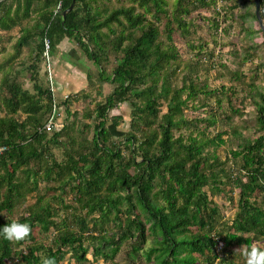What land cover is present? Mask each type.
I'll return each instance as SVG.
<instances>
[{
	"label": "trees",
	"instance_id": "1",
	"mask_svg": "<svg viewBox=\"0 0 264 264\" xmlns=\"http://www.w3.org/2000/svg\"><path fill=\"white\" fill-rule=\"evenodd\" d=\"M219 1L230 0H173L170 7L167 0H127L114 7L102 0H74L64 16L72 0L0 1V43L2 32L19 29L9 61L24 47L34 55L29 66L34 92L6 74L0 81V146L6 148L0 153V227L15 220L4 213H10L25 193L19 172L26 182L32 181L30 191L37 188L42 170L43 177L53 175L61 193L73 188L77 206L89 214V218L75 215L76 230L65 222L61 229L52 219L50 204L35 202L18 217L31 225L29 236L22 241L0 237V264L15 258L23 264H42L45 257L60 264L65 248L83 261L90 247L95 257L112 262L123 245H128V264H242L230 247H248L252 240L264 242V91L250 84L259 134L231 151L234 158H241L242 174L232 177L239 193L230 225L221 223L205 190L209 184L215 188L217 178L204 151L209 144L224 143L222 133L210 139L193 133L175 136V131L189 129L193 123L184 115L188 100L201 93L217 96L220 103L218 95H232L235 87L208 90L192 80L180 87L173 85L171 78L182 62L173 34L178 33L190 49L201 51L202 44L193 45L187 39L193 25L189 18L206 9L213 13L211 20L206 19L215 28L223 22L217 16L230 17L254 50L260 46L254 41L257 35L264 42L259 24L253 26L257 22L254 0H235L217 10ZM260 14L264 21V0H260ZM64 38L72 39L97 66L102 83L115 86L89 115H93L89 144H79L76 156L71 147L61 163L51 158L50 145H62L59 138L67 127L43 128L54 96L49 86L37 82V65L43 59L44 39L49 42V53H54ZM112 54L115 65L107 74L104 65ZM254 57L249 50L242 53L245 62ZM125 101L131 102L132 118L130 130L118 143L106 121L109 110ZM18 113L24 117L17 118ZM58 114L55 118L61 122ZM202 120L215 124L211 113ZM46 157L51 159L50 166H44ZM52 227L57 230L52 245L29 244L22 253L20 247L33 239L36 228L47 232Z\"/></svg>",
	"mask_w": 264,
	"mask_h": 264
},
{
	"label": "rangeland",
	"instance_id": "2",
	"mask_svg": "<svg viewBox=\"0 0 264 264\" xmlns=\"http://www.w3.org/2000/svg\"><path fill=\"white\" fill-rule=\"evenodd\" d=\"M168 7L173 0H167ZM235 0L217 3L216 9L222 10L227 4L234 3ZM102 4L109 7L127 4V0H102ZM237 9H234L236 12ZM211 10L195 11L189 18L193 25L190 29L188 40L193 45L202 44L201 51L192 50L186 45L184 40L178 33L173 34L174 42L177 45L182 62L179 69L173 74L172 84L182 86L190 80L195 82L197 86L206 85L208 90L218 89L220 86H234L232 93L219 94L221 99L218 103L217 96L209 95L205 97L199 93L195 99L187 101L184 107V115L190 121L189 129H181L175 131V136L183 133L187 136L190 133L200 138L208 139L216 138L218 133H222L224 143L218 145H207L204 154L211 162V172L216 176V187L209 184L205 187L212 206H215L220 213V221L224 226L231 224L232 219L237 210L238 188L235 187L232 177L242 174L241 158L233 157L231 151L237 148V145L244 142L245 139L253 140L259 134L258 125L255 122V111L250 101V84L264 91V42L261 35H257L254 41L260 46L253 49L251 41L244 33L238 34L237 23L232 21L230 17L217 16L223 21L219 28L211 25ZM214 15H216L214 13ZM206 18H210L207 20ZM254 22V27L257 26ZM226 26V27H224ZM225 28V30L223 29ZM227 29V30H226ZM18 27L9 32H2L3 40L0 43V81L2 78L16 79L23 88L34 92L33 81L31 79V66L34 63V55L31 50L24 47L18 56L9 61L14 54V42L18 36ZM66 39L65 44H58L54 53H49L52 68H55V81L52 84L47 79L45 73L44 59L39 61L37 65V82L43 87H50L53 92V102L56 103L57 110L60 112L58 122L61 127L65 125L67 131H64L59 138L62 145H50L52 157L58 162L66 160V152L70 148L73 156H76L78 145L89 144L93 136V109L98 102H104L114 89V84L110 82H101L98 76L97 66L90 61L82 50L72 39ZM249 45V47H248ZM249 50L250 54L255 56L253 61H244L242 53ZM115 65L114 55L110 56L109 62L104 68L109 74ZM236 73V74H235ZM67 96V98H65ZM183 96H186L184 92ZM66 100V101H65ZM133 107L131 102L125 101L117 107L109 110L106 121L107 127L113 134L115 142L123 140L126 132L130 130V122L132 118ZM166 110L165 103L161 106V111ZM214 115L215 124L209 125L206 121L208 114ZM17 118H23L24 115L18 113ZM115 117H119L116 118ZM114 122H117L115 125ZM202 131L203 134H200ZM69 138H73L74 142H70ZM84 147V148H85ZM83 148V149H84ZM124 155H128V151L124 150ZM215 156V157H214ZM44 166H50L51 159L46 157ZM23 172L18 173V179L24 181V195L15 203V207L10 213H4L7 218L17 219L26 209L35 202H47L53 208L52 219L64 228L62 222L67 227L77 229L75 215L86 216L89 214L85 210L80 209L75 201V192L71 187L66 188V193H61L58 188V181L51 177H43L42 170L36 178L37 188H32V181H25ZM56 228H50L47 232H41L38 228L33 233V239L20 247L26 252V246L34 243H42L45 246L52 245L56 237ZM149 242V241H148ZM264 244V242L252 240V244ZM87 244V243H86ZM245 245H233L230 249L235 253L237 260L244 264V258L241 254ZM65 257L60 264H128V245H123L121 251L116 255L112 262H106L102 258L95 257L92 254V248L86 255V260L77 261L73 252L65 248ZM5 264H23L19 258L7 261ZM136 264H145L136 261Z\"/></svg>",
	"mask_w": 264,
	"mask_h": 264
},
{
	"label": "clouds",
	"instance_id": "3",
	"mask_svg": "<svg viewBox=\"0 0 264 264\" xmlns=\"http://www.w3.org/2000/svg\"><path fill=\"white\" fill-rule=\"evenodd\" d=\"M59 11V6L57 8ZM31 232V225L22 222L19 218L3 224L0 227V237L9 241H22L26 239ZM244 258V264H264V244L254 243L241 250ZM42 264H55L53 258L45 257Z\"/></svg>",
	"mask_w": 264,
	"mask_h": 264
},
{
	"label": "built area",
	"instance_id": "4",
	"mask_svg": "<svg viewBox=\"0 0 264 264\" xmlns=\"http://www.w3.org/2000/svg\"><path fill=\"white\" fill-rule=\"evenodd\" d=\"M44 47H45V50L43 52V59H44V64H45V72H46L47 79L51 85L52 80H53V74H52V65L50 62L49 51H48L49 42L47 39H44ZM65 98H67V96H65ZM57 111L58 110H57L56 103L53 102L51 114L43 127L45 130L52 131V130L59 129L61 127V125L57 122L55 118L57 115ZM5 149L6 148L4 146H0V153H2ZM221 245L222 243L219 242L218 246L220 247Z\"/></svg>",
	"mask_w": 264,
	"mask_h": 264
},
{
	"label": "water",
	"instance_id": "5",
	"mask_svg": "<svg viewBox=\"0 0 264 264\" xmlns=\"http://www.w3.org/2000/svg\"><path fill=\"white\" fill-rule=\"evenodd\" d=\"M2 1V0H0ZM73 5H74V0H72L70 6L62 12V16H64L68 11H70L72 8H73ZM254 5H255V16H256V19H257V22L259 24V27L260 29L262 30L263 34H264V21L261 17V14H260V0H254Z\"/></svg>",
	"mask_w": 264,
	"mask_h": 264
},
{
	"label": "crops",
	"instance_id": "6",
	"mask_svg": "<svg viewBox=\"0 0 264 264\" xmlns=\"http://www.w3.org/2000/svg\"><path fill=\"white\" fill-rule=\"evenodd\" d=\"M65 43H66V39L64 38V39L60 42V44L62 45V44H65ZM55 73H56L55 68H52V74H53V79H54V81H55Z\"/></svg>",
	"mask_w": 264,
	"mask_h": 264
}]
</instances>
